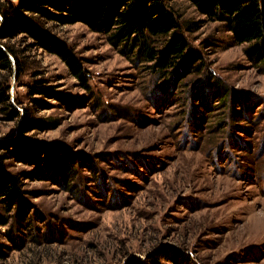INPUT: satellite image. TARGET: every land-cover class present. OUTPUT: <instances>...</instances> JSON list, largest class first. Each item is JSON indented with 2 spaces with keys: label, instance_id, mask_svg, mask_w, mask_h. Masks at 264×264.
Returning <instances> with one entry per match:
<instances>
[{
  "label": "rangeland",
  "instance_id": "1",
  "mask_svg": "<svg viewBox=\"0 0 264 264\" xmlns=\"http://www.w3.org/2000/svg\"><path fill=\"white\" fill-rule=\"evenodd\" d=\"M165 2L203 61L168 89L153 61L82 21L38 19L68 45L87 90L29 35L2 40L21 66L10 55L0 87L19 111L45 120L22 135L56 145L75 170L63 183L57 170L38 177L32 161H2L26 206L6 208L0 197V264H264V64L226 23L188 0ZM38 81L72 103L32 91ZM20 121L0 112V143L22 136Z\"/></svg>",
  "mask_w": 264,
  "mask_h": 264
},
{
  "label": "trees",
  "instance_id": "2",
  "mask_svg": "<svg viewBox=\"0 0 264 264\" xmlns=\"http://www.w3.org/2000/svg\"><path fill=\"white\" fill-rule=\"evenodd\" d=\"M198 12L211 20L226 23L231 37L236 43H248L245 49L252 59L264 64V0H188ZM10 3L0 0V70L11 71L14 63L20 70L16 50L2 42L3 39L14 38L25 33L34 39L33 45L42 46L49 52L57 53L67 63L74 76L80 81L84 90L89 89L88 78L63 41L51 35L38 23V19L57 21L62 24L82 21L96 31L108 33L112 44L122 42L129 49H137L144 59L152 62V67L169 75L164 80V88L168 89L174 80L185 78L192 72L202 70V57L189 45L181 32L175 11L165 0H15ZM189 29L191 26H189ZM164 36L162 46H151V37ZM151 67V68H152ZM171 76V77H170ZM39 83V84H37ZM32 91L54 94L56 99L67 106L71 98L59 91H49L38 81ZM34 89V90H33ZM229 95L227 89L221 90L219 99ZM8 87H0V112L10 120L21 119L19 131L22 135L29 129L45 124L44 118H36L28 108L21 106L22 112L10 102ZM36 104L39 99H33ZM5 151L0 154V197L6 208L13 207L24 210L26 206L22 195L21 183L16 174L5 171L3 160L6 157H17L32 161L37 167L36 176H45V172L57 170L62 182L74 172V165L65 158L55 156L56 145L33 143L31 138L19 136L5 139L0 143ZM66 157V156H65ZM24 212V211H23ZM0 249V255H2ZM130 264H143L134 260Z\"/></svg>",
  "mask_w": 264,
  "mask_h": 264
},
{
  "label": "water",
  "instance_id": "3",
  "mask_svg": "<svg viewBox=\"0 0 264 264\" xmlns=\"http://www.w3.org/2000/svg\"><path fill=\"white\" fill-rule=\"evenodd\" d=\"M10 59H11V61L13 62V59L11 58V56H10ZM14 63V62H13ZM20 112H22V109L20 110ZM23 113V112H22Z\"/></svg>",
  "mask_w": 264,
  "mask_h": 264
}]
</instances>
